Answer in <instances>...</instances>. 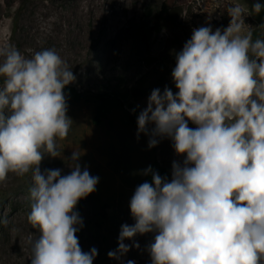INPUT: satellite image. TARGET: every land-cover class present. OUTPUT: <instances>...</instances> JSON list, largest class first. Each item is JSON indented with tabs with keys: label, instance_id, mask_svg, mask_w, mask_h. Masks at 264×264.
Returning <instances> with one entry per match:
<instances>
[{
	"label": "clouds",
	"instance_id": "clouds-1",
	"mask_svg": "<svg viewBox=\"0 0 264 264\" xmlns=\"http://www.w3.org/2000/svg\"><path fill=\"white\" fill-rule=\"evenodd\" d=\"M262 10L258 0L252 4L256 14ZM243 12L230 7L223 30L193 29L171 73L178 91L153 89L140 112L137 135H150L149 148L167 137L185 158L173 161L170 181L151 167L144 171L152 180L130 200L135 223L121 226L109 258L129 251L125 239L153 233L151 264H264V38L242 34ZM55 20L43 26L51 29ZM0 78V185L9 174L32 175L27 220L40 235L31 264H93L98 251L80 246L76 206L99 178L81 169L79 150L68 158L69 174L40 171L45 155L61 157L57 140L73 124L64 89L76 77L55 49L26 57L4 44Z\"/></svg>",
	"mask_w": 264,
	"mask_h": 264
},
{
	"label": "rangeland",
	"instance_id": "rangeland-1",
	"mask_svg": "<svg viewBox=\"0 0 264 264\" xmlns=\"http://www.w3.org/2000/svg\"><path fill=\"white\" fill-rule=\"evenodd\" d=\"M257 0H0V45L15 46L30 57L46 48L55 49L71 68L75 87L83 99L67 100V115L73 121L67 138L57 140L61 157L45 155L40 171L60 169L69 174L73 150H79L78 163L98 177L96 190L81 199L76 211L83 220L77 232L81 248L97 249L93 264H151L147 246L154 234H137L125 239L129 251L119 259L108 252L118 248L123 224L133 225L130 200L143 183L144 171L155 159L172 169L182 163L171 139L149 138L126 121L147 107L153 89L173 93L171 73L176 54L191 39L193 29L210 26L213 32L228 26V9L240 5L244 22L242 34L264 38V10L252 11ZM259 2V1H258ZM171 6L170 15L159 18L162 5ZM56 17L51 29L43 25ZM161 19L162 30L156 33ZM3 78H0V85ZM109 96L108 110L98 96ZM98 119L96 122L95 119ZM149 124V133L154 128ZM189 127H196L189 121ZM171 180V174L167 178ZM31 173L23 177L9 174L0 185V264H31V245L40 232L28 222L31 210ZM139 244V247H135Z\"/></svg>",
	"mask_w": 264,
	"mask_h": 264
},
{
	"label": "trees",
	"instance_id": "trees-1",
	"mask_svg": "<svg viewBox=\"0 0 264 264\" xmlns=\"http://www.w3.org/2000/svg\"><path fill=\"white\" fill-rule=\"evenodd\" d=\"M249 2V0H247ZM261 4H264V0H258ZM171 6H167V5H162L160 10H159V18H162V20H165L164 17H167L168 15H170V10ZM161 19H159L158 23H157V29H155L154 31L156 33H158L159 31L162 30V25H161ZM227 27L224 26V29ZM65 95L67 100H70L72 102H78L80 100L83 99V94H81L75 87L68 85L65 89H64ZM101 104V106L103 107L104 110H108L111 105H112V101L110 100L109 96H103L100 95L97 98ZM137 119L138 117L136 115L134 116H127L126 117V121L131 124L132 126L138 128V124H137ZM95 121L97 122L98 119L96 118ZM145 134V133H144ZM149 139H150V135L149 134H145ZM151 169L155 172H158L159 175H161L162 177H169V175L172 173V169L171 167L168 166H162L160 165L155 159L152 162L151 165ZM152 177L151 174L148 175H144L143 176V183L144 182H149L151 183Z\"/></svg>",
	"mask_w": 264,
	"mask_h": 264
}]
</instances>
